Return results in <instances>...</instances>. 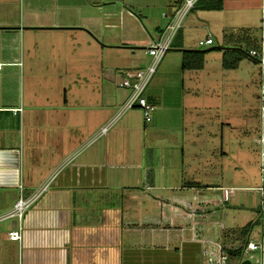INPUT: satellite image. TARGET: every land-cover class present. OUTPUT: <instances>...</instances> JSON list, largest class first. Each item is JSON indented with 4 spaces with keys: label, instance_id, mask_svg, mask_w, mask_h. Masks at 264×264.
Returning <instances> with one entry per match:
<instances>
[{
    "label": "crops",
    "instance_id": "crops-1",
    "mask_svg": "<svg viewBox=\"0 0 264 264\" xmlns=\"http://www.w3.org/2000/svg\"><path fill=\"white\" fill-rule=\"evenodd\" d=\"M106 1H0V35L20 44L0 52V217L11 211L19 196L28 197L48 184L20 219H0V239L8 241L6 245L0 242V264L95 262L83 257L93 258L89 246L96 243L91 236L95 228L109 224V201L119 205L113 210L120 216L118 233H137L134 241L139 245L145 239L146 244L156 245V235L161 232L192 235L201 223L206 233L218 236L219 246L243 243H224L222 239L224 208H230L228 192L243 188L222 179L220 185L211 182L210 170L214 163H220L216 154L222 161L227 153L223 126L234 128L225 110L224 119L214 117L227 104L236 105L234 93L228 90L232 101H227L228 91L215 79L227 70L235 77L244 58L235 68L225 69L222 49L213 43L204 53L201 69H182L181 57L182 49H196L188 45L187 31L194 19L204 22L209 13L203 12L221 15L229 11L244 19L257 8L256 3L247 0V5L227 8L221 0V9L193 7L186 13L177 31L181 48L155 70L145 89L154 109L151 119L144 121L135 109L120 111L128 90L113 97L105 84L99 95L94 80L92 71L97 62L91 55L96 56L99 46L124 55L126 61H134L131 57L138 47L126 28L108 22ZM177 2L166 4L170 16ZM120 10L137 21L131 11ZM169 19L155 28L156 36ZM261 19L263 24L264 16ZM55 41L65 43L66 49H60V42L55 45ZM49 46L55 48L45 50ZM19 57L24 58L22 65ZM149 61L150 57L140 66ZM84 72L89 73L87 78L82 77ZM169 76L174 79L168 81ZM218 123L220 131L215 139L216 132L212 134L210 127H218ZM105 125H109L107 130L100 133ZM239 133L232 134L238 136L234 142L238 146ZM257 138H253L255 144ZM214 141L220 146L218 153L210 145ZM108 226L107 232L103 230L107 236ZM239 227L242 225L229 229ZM18 228L19 240L10 239L9 232ZM252 229L248 236L256 237L259 231ZM9 242H19L15 247L18 254H12ZM23 246L27 248L24 255L19 254ZM72 258L80 260L75 263Z\"/></svg>",
    "mask_w": 264,
    "mask_h": 264
},
{
    "label": "rangeland",
    "instance_id": "rangeland-1",
    "mask_svg": "<svg viewBox=\"0 0 264 264\" xmlns=\"http://www.w3.org/2000/svg\"><path fill=\"white\" fill-rule=\"evenodd\" d=\"M168 1L169 0L106 1L108 22L117 27L121 26L126 28V31L135 38L138 47L134 49L135 54L131 57L133 59L135 58L134 61H126V59L123 58L124 55L115 52L114 50H109V48H101L100 46L98 47V53H96V56H94L95 54L91 55L92 61L96 60L97 62V68L92 72L95 74L94 80L96 81L99 95L102 94L103 85L105 84L108 86L107 91L109 94H112L113 97L119 95L121 91L128 90L118 84L122 77L120 71L124 70L126 66H131L130 68L140 67V63L144 64L147 62L149 56L144 54V50L148 45L150 35H153L155 38L158 37L156 36L157 34H154L156 30L155 28H159L163 23L165 24L167 22L168 18H170V15L166 11V4ZM242 1L243 2L241 3L240 0H223L227 8H230L231 5L248 4L247 0ZM252 1L256 3L257 8L248 12L244 19L241 16H237V13H228L229 11L223 12L224 15L223 13L221 14L223 16L219 15L216 11L203 12L205 15L206 13H209L207 17H203L204 22L200 21L201 23H199L198 19H194L190 23L187 31L188 45L191 46V48L206 50L208 46L201 48L197 45L198 40L204 39L206 34L209 33L210 37H212L213 46H217L223 44L221 39L223 33H236L245 29L249 30L251 34L259 39V44L264 54V26L261 19L262 16H264V0ZM121 8L134 13L135 19H137L141 26H139L140 24H138V22L131 16L119 12L121 11ZM187 15L188 14L184 16L181 25L185 22ZM59 42L60 41H55L54 44L56 43L55 45H57ZM172 43L173 40L170 49L164 53L161 59L162 61L160 60V63L157 64V71H159L166 58L175 51L176 48ZM63 44L65 43L62 41L59 43L60 49H66ZM15 45L17 47L18 45L20 46L19 42L10 41L8 36L0 35V52L13 49ZM52 47L49 46L44 48L45 50L50 51L52 50ZM208 51L210 50H206V52ZM17 60L21 61L22 65L24 58L19 57ZM253 62L254 61L250 57H244L243 61L240 63V68L235 72V77L233 76V72L225 70V75L219 78L216 77L215 79L218 84L222 85L220 87H223L222 89L224 91L229 90L231 94L234 93L236 105L228 106L229 104H227L225 109L219 111L220 116L218 115L214 117L215 119L219 118V120H222L225 118L223 113L226 111V118H230L231 124L234 128L228 129L226 126H223L222 128L224 133V144H226L225 150L227 153L222 161H220V155L216 154V160L220 163H214L211 168L210 180L211 182L220 185L222 184V179L225 184H232L243 188L230 190L228 192L227 200L230 204V208H224L226 217L222 222L226 229L230 230V227L243 226L250 221L253 223L252 230L256 233L255 231H259L262 227L261 210L264 208V199L262 197L264 191L258 190L257 187L263 186L264 188V180L261 181V175L264 178V173L261 174L259 171L258 151L260 145L255 144L253 141V138L255 136H260L261 132L259 119L260 101L258 98L260 71L258 64ZM88 74V72H84L82 77L87 78ZM173 79V76H169L168 81ZM229 91L227 93V101L230 100ZM219 109L221 108L219 107ZM135 111H137L138 114L140 113L139 110L135 109ZM228 112H232V114L230 115ZM152 113L153 110L150 119ZM138 114H134V116L137 117ZM219 131L220 123H218V127L214 124L211 125L210 132H212V134L216 132L215 139L218 138ZM229 132H231V135H228ZM233 132L236 134L240 132L239 138L241 140V145L238 146L234 143L235 140H238V136L233 137ZM225 133H227V135ZM210 145L214 151L216 148V152L218 153L220 147L218 142L214 141V143H211ZM238 149L240 153H238ZM207 179L209 180V177ZM220 205L222 207L224 206L223 203ZM115 208H119L117 202L113 201L111 203L109 201V210L112 211V215L109 217V224L102 225L101 227H98V229L95 228L96 232L91 234L92 238H96V243L89 246V249H91V252L93 253V258L88 255V257H83L84 260L89 262V259H94L93 261L95 262H92L91 264H216L214 260L217 259L220 249V246L218 245V236L206 233L204 230L205 227L202 223L199 227H195L192 235L190 232L176 233L177 235L174 234V232H170L169 235H166L165 232H161L156 235L155 239L158 240L156 241V245L146 244L148 239H145V243L139 245L137 244L138 242L134 241V236H138L137 233H134L135 235L130 232L129 234L127 233V235L118 233L119 227L117 226L120 222V216H118L117 213H114L116 212L113 211ZM97 215H100L99 212ZM215 217L216 216H212V219ZM107 226L109 227L108 236L107 233L105 234L103 231ZM105 231L107 232L106 229ZM197 233L203 236L200 237ZM18 240L19 239L15 241ZM0 242L2 245L3 243L4 245L8 244V241L6 242L4 237L0 239ZM156 242L154 241V243ZM14 243L9 242V247L12 248V254L15 252L14 255H16L18 253H16L17 250L15 247L19 242H16V244ZM1 247V250L3 251L4 246ZM26 249L27 248L23 246L19 254L22 253V255H24ZM203 249H205L206 253L203 252ZM32 250L33 252H37L35 248ZM32 250L30 249L28 252H32ZM14 255H12V257H14ZM247 256H249L251 264H257V252L249 253ZM79 260L80 259L78 258H72L71 261L77 263ZM230 260H232L230 264H238L236 260Z\"/></svg>",
    "mask_w": 264,
    "mask_h": 264
},
{
    "label": "built area",
    "instance_id": "built-area-1",
    "mask_svg": "<svg viewBox=\"0 0 264 264\" xmlns=\"http://www.w3.org/2000/svg\"><path fill=\"white\" fill-rule=\"evenodd\" d=\"M197 0H178V4L174 12L171 14L168 23L163 29L162 33L158 37H151L149 39L148 45L145 47L144 53L150 57V61L140 67L126 68L121 71L122 77L119 81V85L125 87L129 90V95L125 102L123 103L120 111L137 109L140 111L142 119L148 121L151 116V112L154 106L147 100L144 92L151 80L153 74L155 73L157 64L162 59L164 53L170 49L171 42L179 30L182 20L187 12H189L195 5ZM264 26V23H263ZM213 43V39L209 36L205 39L198 40V47H207ZM248 57H250L259 66L260 71V81H259V93L258 98L260 101L259 107V119H260V136L256 139V144L260 145L258 151L259 158V171L264 173V54L262 52L261 46L258 49H249L247 52ZM109 125H105L100 128V133H104ZM264 178L261 175V181ZM48 184L45 183L38 189H36L30 196L19 198L14 202L11 211L2 215L0 219L7 217H17L20 219L23 211L40 195L42 191L47 188ZM258 190L263 191V186L257 187ZM264 208L261 210V222L262 227L256 237L250 235L247 237L245 242L238 243L237 247L231 245L223 244L220 246L218 257L215 261L216 264H230L232 260H236L238 264H251L249 253L257 252V264H264ZM20 237L19 228L11 230L9 232V238L17 240ZM222 246L226 248H238L240 247L241 254L239 257L229 258L225 252L222 250ZM203 252L206 253L205 249ZM216 258V257H215Z\"/></svg>",
    "mask_w": 264,
    "mask_h": 264
},
{
    "label": "trees",
    "instance_id": "trees-1",
    "mask_svg": "<svg viewBox=\"0 0 264 264\" xmlns=\"http://www.w3.org/2000/svg\"><path fill=\"white\" fill-rule=\"evenodd\" d=\"M194 7L204 10H218L221 9L222 3L221 0H197ZM222 43L218 48L222 49L221 65L225 69L235 68L241 59L248 56L247 52L249 49H258L260 47L259 39L251 34L249 30L245 29L236 33H223ZM172 45L175 48H181L180 32L173 39ZM205 52L206 50L202 49H182L181 68L201 69ZM185 184L199 186L195 181H186ZM252 226L253 223L248 222L244 226L236 229L223 230L222 239L225 241L224 243L235 241L245 242ZM222 250L229 258L239 257L241 254L240 247L226 248L222 246Z\"/></svg>",
    "mask_w": 264,
    "mask_h": 264
}]
</instances>
